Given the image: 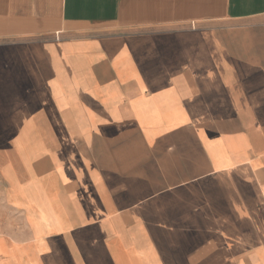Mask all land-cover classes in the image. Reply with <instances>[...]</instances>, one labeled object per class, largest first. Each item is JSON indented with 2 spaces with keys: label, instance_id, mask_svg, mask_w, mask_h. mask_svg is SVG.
<instances>
[{
  "label": "crops",
  "instance_id": "0c3cea01",
  "mask_svg": "<svg viewBox=\"0 0 264 264\" xmlns=\"http://www.w3.org/2000/svg\"><path fill=\"white\" fill-rule=\"evenodd\" d=\"M0 125V264H264V0H0Z\"/></svg>",
  "mask_w": 264,
  "mask_h": 264
},
{
  "label": "rangeland",
  "instance_id": "374dc122",
  "mask_svg": "<svg viewBox=\"0 0 264 264\" xmlns=\"http://www.w3.org/2000/svg\"><path fill=\"white\" fill-rule=\"evenodd\" d=\"M4 131H5V125H0V132L3 133ZM2 135L3 134H0V136H2ZM5 142L6 141L3 138H0V165L4 161ZM0 186H3V182L1 181V179H0ZM2 196L3 195H1V197ZM9 222H10V219H9L8 215H6L4 210L0 211V234H2L4 238H5V226L7 224H9ZM7 238H10V237H7Z\"/></svg>",
  "mask_w": 264,
  "mask_h": 264
}]
</instances>
